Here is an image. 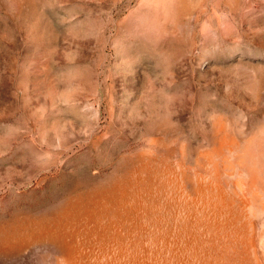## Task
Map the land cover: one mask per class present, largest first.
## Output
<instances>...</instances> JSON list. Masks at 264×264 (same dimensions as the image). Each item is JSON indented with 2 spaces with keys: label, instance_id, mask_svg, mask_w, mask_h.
<instances>
[{
  "label": "rangeland",
  "instance_id": "rangeland-1",
  "mask_svg": "<svg viewBox=\"0 0 264 264\" xmlns=\"http://www.w3.org/2000/svg\"><path fill=\"white\" fill-rule=\"evenodd\" d=\"M0 264H264V0H0Z\"/></svg>",
  "mask_w": 264,
  "mask_h": 264
}]
</instances>
